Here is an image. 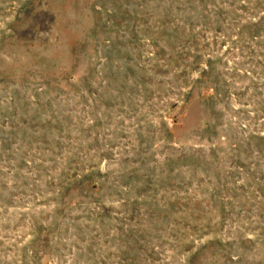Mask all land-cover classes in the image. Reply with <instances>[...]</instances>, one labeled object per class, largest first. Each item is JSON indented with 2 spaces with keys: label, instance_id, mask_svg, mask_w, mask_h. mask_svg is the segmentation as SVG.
<instances>
[{
  "label": "rangeland",
  "instance_id": "rangeland-1",
  "mask_svg": "<svg viewBox=\"0 0 264 264\" xmlns=\"http://www.w3.org/2000/svg\"><path fill=\"white\" fill-rule=\"evenodd\" d=\"M0 264H264V0H0Z\"/></svg>",
  "mask_w": 264,
  "mask_h": 264
}]
</instances>
